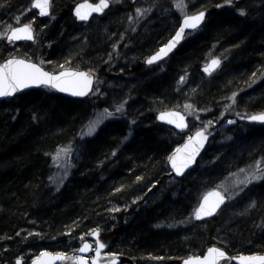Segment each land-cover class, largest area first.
I'll use <instances>...</instances> for the list:
<instances>
[{"label":"trees","instance_id":"obj_1","mask_svg":"<svg viewBox=\"0 0 264 264\" xmlns=\"http://www.w3.org/2000/svg\"><path fill=\"white\" fill-rule=\"evenodd\" d=\"M30 1L0 0V32L16 25L17 18L22 22L24 13L34 15L35 22L34 41L14 44L16 52L4 51L9 42L0 39V63L15 56L51 73L67 66L92 69L95 87L84 100L43 87L0 101V264H12L18 257L28 264L42 251L75 252L81 237L87 239L97 228L99 238L120 254L123 264H180L215 245L230 256L264 254V181L246 193L243 205L255 201L254 208L241 207L227 220V199L213 219L194 222L197 168L168 184L172 175L167 158L183 140L155 119L158 112L177 109L193 123L185 109L191 104L196 110L212 109L205 117L221 126L231 119L219 116L221 104L233 93L247 98L238 103L240 113L264 111V78L251 85L256 78L248 76L264 70V0L226 8L217 7L224 0H186L194 3L193 13L210 11L204 26L185 36L168 59L152 66L144 60L171 38L180 21L179 15L166 13L174 8V0H152L154 9L138 19L137 2L110 0L106 15L84 25L71 16L72 6L83 0H63L58 7L52 0L54 6L45 19L37 18ZM253 3L261 5L255 8ZM239 8L246 15H240ZM124 56L130 65L117 69ZM213 57L221 59L222 69L204 77L200 67ZM100 79L105 86L99 87ZM122 101H126L124 112L116 113L115 105ZM105 108L113 118L81 141L79 158L55 193L47 184L51 155L78 142L88 114ZM234 129L227 128L231 137ZM243 156L241 162L249 159ZM137 176L143 179L137 181Z\"/></svg>","mask_w":264,"mask_h":264},{"label":"snow or ice","instance_id":"obj_2","mask_svg":"<svg viewBox=\"0 0 264 264\" xmlns=\"http://www.w3.org/2000/svg\"><path fill=\"white\" fill-rule=\"evenodd\" d=\"M117 2H119V0H117ZM224 5L233 6V0H224ZM224 5L218 4L217 7H223ZM0 7H2V5H0ZM51 7L52 0H32L31 3V8L38 9L40 16H48L50 14ZM85 7L88 8V12L81 11V9ZM109 7L110 0H99L98 4L77 6L75 14L80 20H88L92 12L103 13L104 10ZM174 7L181 12L182 24L176 32L175 37L169 41L168 44L164 45L158 52L147 58L148 64H153L155 61L161 59L162 56H166L168 52L175 47V44L183 37L185 29H197L198 26L205 20L206 12L203 10L197 11L194 14H188V4L186 0H174ZM238 10L240 15H246L243 8H239ZM135 11L138 19L147 14L150 9L136 8ZM132 19L133 17L129 16V20L131 21ZM0 39H6L9 43H15L21 39L30 41L34 40L35 37L32 22L29 21L21 23L20 19L17 18L16 25H8L5 31L0 32ZM113 47L115 48V45H113ZM109 58H111V53L109 54ZM220 63L221 61L219 58H213L209 66L204 68V71L211 74L212 71L220 66ZM61 67H63V65H61ZM92 71V69H89L88 72L68 69L60 72L59 74H52L45 72L42 68L29 60L18 59L13 56L7 59L3 64H0V97H12L17 92L32 86H44L50 89H55L61 93H69L74 97H84L92 90L94 79L91 74ZM253 76H256V73H253ZM183 81L184 77L181 76L180 82L182 83ZM96 91H99V89L97 88ZM236 96L237 94L233 93L232 96L229 97L233 104L237 102ZM125 104L126 101H122L115 105V112L123 113ZM185 108H192V105L186 104ZM104 113L107 114V116L114 115V113L109 111L107 108L104 109ZM33 118L38 119L35 115ZM198 118L199 117H197V119ZM158 119L166 121L169 124H174L178 129H184L187 127L185 117L180 112L161 111ZM241 119L264 124V111L241 116ZM101 122L102 120L100 115H97L94 120L89 121L88 134H92ZM134 122L135 121H133V123ZM207 123L211 125L212 121H208ZM228 123L233 124L235 121L229 120ZM206 133V128L197 130L195 136H188V142L183 145L182 148L176 149V154L169 156L168 159L177 175L183 174L184 169L195 162L196 156L199 154L200 149L203 147L204 142L208 138ZM125 139H127V137H125ZM68 152L69 149L67 148L58 149L53 157L54 162L59 160L62 155L66 158ZM115 154V151H113V155ZM245 171L246 170L243 168L239 169V172L241 173H244ZM66 176L67 172H65V177ZM142 179L143 177L141 176L136 177L137 181H141ZM258 181H264V160H257L255 161L254 166H249L244 179L237 181V186L239 184H243L246 188L253 182ZM115 191L119 192L121 189L117 188ZM240 191H243V189L241 188ZM236 194L238 195V193ZM210 195L215 197V199L209 202V197H204L203 202L197 209H195L194 215L196 219H201L205 216H212L217 209L225 203L226 199L230 198L221 191H214ZM255 206V201H251L248 205L249 208H254ZM111 211H118V209L113 208ZM17 235H20V233H17ZM28 235L33 236L41 234L29 232ZM91 235L95 238V246H93V243L84 241L83 237H81V246L75 250L78 254L68 256L64 252L50 253L48 251H42L40 253V257L34 260L33 264H54V261L56 260L71 262V264H120L119 253L104 251L107 245L99 238L100 229L97 228L92 230ZM25 239H27V237H25ZM90 252H94V255H85ZM229 260L238 261V264H264V255H241L237 257H230L224 249L213 246L208 249L206 255L190 256L183 260V264H221L222 261L227 264V261ZM16 264H23V258L18 257Z\"/></svg>","mask_w":264,"mask_h":264},{"label":"rangeland","instance_id":"obj_3","mask_svg":"<svg viewBox=\"0 0 264 264\" xmlns=\"http://www.w3.org/2000/svg\"><path fill=\"white\" fill-rule=\"evenodd\" d=\"M62 1L63 0H57L55 2V7H58L62 3ZM153 2L154 1L152 0H138L136 4L138 5L137 8L149 9L151 8L152 6L151 3ZM187 4H188V8H187L188 14H194L195 12L193 13V10H192L194 3H191L188 1ZM253 5L255 8H258V6L261 4L258 5L257 3H253ZM53 6L54 4H52L51 8H53ZM173 7H174V3H173ZM151 9H154V7ZM166 11H167L166 12L167 14L174 13L175 15H179V17L182 18L181 12L176 7L171 8L170 13H168L169 12L168 10ZM166 13L165 15H167ZM33 16L34 15L32 14L24 13L21 15V18H23V21H22L23 23L31 21L33 29H34L35 22H33L32 20ZM111 19H113V17ZM128 24H129L128 27L131 26L130 23ZM119 29L120 31H123L122 27H120ZM194 34L188 33L187 35L192 36ZM4 45H5L3 48L4 51L5 50L7 51L8 49L9 51H11L12 49L13 52H16L19 50L12 43L4 44ZM124 57L122 60H119L120 63L117 69L122 68L123 65L124 67L125 66L128 67L130 65L128 64V61L130 60L127 61V57L126 56ZM131 60L133 61L137 60L136 56H134V58ZM205 63L206 61L203 63V65H205ZM222 63L223 62H221V64ZM125 64H128V65H125ZM221 64L219 66V70L216 73V75H218L220 70L222 69ZM65 68L74 69L71 66H67ZM255 72L256 71L248 75L250 78L252 77L256 78V80L252 81L251 85L255 83H261L264 78V70L261 71L260 74L257 71L256 73H258V75L253 76V73ZM212 78H209V79L211 80ZM105 82L106 81L104 79H100L98 81L99 87L105 86L106 84ZM231 96L232 94L224 99V102L221 104L222 110L219 111L220 112L219 116L229 115L231 116L230 120L235 121V123L229 124L228 123L229 120H228L224 124H221V126H216V123H214L212 120L207 119L205 117L209 111H210L209 113L212 112L211 111L212 109H209L208 111L207 110L206 111L196 110V108L192 105V108H185V109L187 110L186 113L188 115L190 114L191 117L194 119L193 123L192 121H190V124L193 126L190 127L186 133H179L182 136L181 139L185 141L188 139V136H190L197 130L203 129V128L207 129L206 134L209 136V142L207 146L209 147L212 146V148L209 151V153L205 155L203 159L202 158L200 159L199 164L196 166L197 171L195 175H196V178L198 179L197 182L199 183V187H198L199 193H197L192 199V204L197 200L199 202V199L202 197L200 194L206 191H209V190H213V188L219 189L226 196L230 197L228 199L229 205L228 207H226L227 214L225 215V219L227 220L229 218H233L236 215H238L237 213L239 212V209L241 207H243L244 210L248 208V205L251 202V200L246 205H243L248 200L247 199L248 195L246 193L252 190L253 189L252 187L256 186V184L260 182V181L253 182L252 184L248 185V187L245 188L243 184H239L237 186V181L244 179V176L246 175V172L248 171L249 166H254L255 161L264 160V126L262 128L261 127L248 128L249 126L245 125L244 122L240 120L238 122L237 117L241 118V116L251 114L248 112L240 113L239 111H237V106H238L239 101H245L247 100V98L244 96L240 98L239 95L237 94L236 96L237 102L233 104L232 100L229 99V97ZM97 115L101 116L102 122L98 124V126L96 127V130L92 134H88L89 121L94 120L97 117ZM197 117L199 118L197 119ZM110 118H113V116H107V114L104 113V109L92 110V112L88 114L87 120L81 129L82 131L79 134L78 142L73 143V144L72 143L67 144L66 146L57 148V150L64 149V148L69 149L67 157L65 158L62 155L59 160L54 162L53 157L55 156L57 150L53 152V154L50 157L51 169L49 171V178H48L47 184L48 186L51 187V189L55 193L59 192L62 185L68 180L70 176L69 173L71 171V167L73 166L74 162L79 158V154H80L79 150L81 147V141L93 136L98 131V128L103 123L110 120ZM208 121H212V124L209 125L207 123ZM232 126H234L235 128L234 130H232L235 135L231 137L232 134L230 133V130H227V128L232 127ZM250 133L254 135L259 134V136L257 137V136L251 135ZM249 135L254 136V138L251 136L246 138V136H249ZM254 139H259L261 140V142L260 143L257 142L256 144H253L252 141H254ZM243 155H246V157L249 156V159H246L244 162H241L242 158L244 157ZM241 168L245 169L246 171L244 173L239 172V169ZM65 172H67L66 177H65ZM232 174H235V175H232ZM168 181H169L168 184H170L171 186L177 183V180H174L173 178H170ZM241 188L243 189V191H240ZM236 193H238V195ZM194 209L192 210V219L194 215V212H193ZM83 240L85 241L87 239L83 238ZM81 243H80V246H81ZM105 244L108 245L107 243Z\"/></svg>","mask_w":264,"mask_h":264},{"label":"water","instance_id":"obj_4","mask_svg":"<svg viewBox=\"0 0 264 264\" xmlns=\"http://www.w3.org/2000/svg\"><path fill=\"white\" fill-rule=\"evenodd\" d=\"M137 1H138V0H131L132 3H135V2H137ZM235 1H236V2H244L245 0H235ZM31 3H32V1H31ZM31 3H30V7H31ZM98 3H99V0L94 1V2L89 1V0H83V1H80V2H78V3H76V4H74V5L72 6V11H71V16H72V18H73L77 23H79V24H84V23H88V22H90V21H91L93 18H95V17H101V16H103V15L106 14V12L110 9V7L107 8V9H105L103 13L92 12L91 15L89 16L88 20H80V19L76 16V14H75V12H76V8H77V6H79V5L98 4ZM223 5H224V4H223ZM226 7H230V6H228V5H224V6H223V8H226ZM32 10L36 12L38 19H40V18H41V19H45V18H48L49 15H50V14H49L48 16H40V15H39V10H38V9H34V8H32ZM81 11H82V12H88L89 10H88L87 7H85V8H83V9H81ZM203 11L206 12V16H205V19H206L207 15L209 14L210 11L207 10V9H205V10H203ZM50 12H51V10H50ZM204 22H205V20H204V21L198 26V28H201V27L203 26V23H204ZM181 24H182V18L180 19L179 24H178V27H177V29L174 31V33H173V35L171 36V38H170L169 40H167L164 44H162L161 47H163L164 45L168 44L169 41H171V40L175 37L176 32L179 30V27H180ZM198 28H197V29H198ZM194 30H196V29H185V33H184L183 37H182V38H181V39L175 44V47H173V48L171 49V51H169L168 54H167L166 56H162L161 59H159L158 61H155L153 64L158 63V62H162L164 59H166V58H168L169 56H171V55L173 54V52L176 51V50L178 49L179 45L184 41V38H185L184 36H185L186 34H188V33H192ZM34 37H35V33H34ZM33 41H34V40L30 41V40L21 39V40L16 41L14 44H19V43H23V42L30 44V43H32ZM6 42H8V41L6 40ZM161 47H159L158 50L155 51V52H153L151 55H154L156 52H158V51L160 50ZM151 55H150V56H151ZM150 56H148V57H150ZM148 57H147V58H148ZM9 58H11V57H8V59H9ZM16 58H18V57H16ZM147 58L144 60V61H145V62H144L145 65H147V66H152V64H148V63H147ZM214 58H217V57H214ZM18 59H25V58H23V57H19ZM212 59H213V58H212ZM212 59L207 60V62L205 63V65H203V66L200 67V72H201V74H202L204 77L211 76L212 74H214V73H215L216 71H218V69H219V67L216 68L214 71L211 72V74L206 73V72L204 71V68H205L206 66H209V64H210V62H211ZM6 60H7V59H6ZM6 60H4L3 62H1L0 64H3ZM30 62H32V63L38 65L37 63H35V62H33V61H30ZM220 64H221V63H220ZM38 66H39L40 68H42L45 72L51 73V72H49L48 70H46L43 66H42V67H41L40 65H38ZM68 69H70V68H64V69H62V70H60V71L53 72L52 74H59L60 72L65 71V70H68ZM71 70L88 72V70H86V71H85V70H79V69H71ZM91 74H92V73H91ZM92 76L94 77V79H93V84H92V90L89 91L88 94H87L86 96H84V97H74V96L70 95L69 93H61V92H59V91H57V90H55V89H51V90H52L53 92L55 91L56 93H58L59 95H61V96H63V97H67V98H70V99H73V100H76V99H78V100H84V99H87V97H89V96L91 95V93L94 91V87H95V85H94V83H95V75L92 74ZM43 87H44V86H39V87H37V86H32V87H29V88H27V89H24V90H22V91H20V92H17V93H16L14 96H12V97H0V101H9L11 98H13V97H15V96H19V95H21V94H23V93H25V92H29V91H32V90L41 89V88H43ZM46 88H47V87H46ZM165 111H176V112H180V111L177 110V109H176V110H174V109H170V110H165ZM159 113H160V112H158V113L155 114V115H156V116H155L156 121H157L159 124H161V125H163V126H165V127H166V126L169 127V128L172 129L176 134H177V133H186V132L188 131V129L190 128V125H189V119H188V117H187L185 114H183L182 112H180V113L185 117V123L187 124V127L184 128V129H178V128L175 127L174 124H169V123H167L166 121H162V120L158 119ZM253 114H254V113H253ZM243 121H244V122H247V123H249V124L258 123V122H250V121H248V120H246V119H243ZM259 124H260V123H259ZM196 132H197V131H196ZM196 132H194L193 134H191V136H195ZM207 136H208V135H207ZM187 142H188V139L185 140L184 142H182L180 145H178V148H182V146L185 145ZM208 142H209V136H208L207 140L204 142L203 147L200 149L199 154L196 156V158H195V162L192 163V164H190L186 169H184V172H183V174H181V175H177V174H176L175 170L172 168L171 163H170V161H169V159H168L169 157L167 158L168 160H167V165H166V167H167V170L170 171V173H171V175H172V178H173L174 180L179 181L180 178L186 176V175L189 174L192 170L195 169L197 163L200 161V158H201L202 154H203V153L206 151V149L208 148V146H207V145H208ZM176 149H177V148H176ZM174 154H176V150H175L170 156H172V155H174ZM214 191H220V190L213 188V190H209L208 192L204 193V194L202 195V197L199 199V202H198L197 206L195 207V209H197V208L200 206V204L203 202V199H204L205 196H208V197H209V202L213 201V200L215 199V197L211 196L210 194L213 193ZM226 202H227V200L225 201L224 204H222V205L220 206L219 209H217V211H216L212 216H205V217H202L201 219H196V218H195V215H194V220H195V222H197V223H203V221H208V220L213 219L214 216H216V215L220 212V210L224 207V205L226 204ZM193 212L195 213V211H193ZM85 241L90 242V243H93V246H95V244H94L95 238L92 237L91 234L88 235L87 240H85ZM79 247H80V246H79ZM79 247H78V248H79ZM212 247H213V246H212ZM215 247H218V246H215ZM209 248H210V247H209ZM209 248H207V249L204 251V253H203L202 255H200V256H204V255H206V254H207V251H208ZM218 248H220V247H218ZM104 251H105V252H108L107 247L105 248ZM40 253H41V252H40ZM50 253H54V252H50ZM74 254H78V253L74 252V253H69V254H67V255H68V256H72V255H74ZM85 255H88V256H90V255H94V252H90V253H87V254H85ZM241 255H243V256H249V255H264V254H249V255H247V254H238V256H241ZM194 256H198V255H194ZM229 256H230V255H229ZM39 257H40V254H39L37 257L31 259V260L29 261V264H33V261L36 260V259L39 258ZM230 257H237V256H230ZM187 258H188V257H187ZM184 259H186V258H184ZM184 259H183V260H184ZM183 260L180 262V264H183ZM119 261H120V264H123V260H122V258H121L120 255H119ZM13 264H16V260L14 261ZM54 264H71V262H64V261L56 260V261H54ZM221 264H225V262L222 261ZM227 264H238V261L229 260V261H227Z\"/></svg>","mask_w":264,"mask_h":264},{"label":"flooded vegetation","instance_id":"obj_5","mask_svg":"<svg viewBox=\"0 0 264 264\" xmlns=\"http://www.w3.org/2000/svg\"><path fill=\"white\" fill-rule=\"evenodd\" d=\"M79 2H80V1H79ZM77 3H78V2H77ZM131 3H132V2H131ZM237 3H239V2H236V1L234 0L233 4H237ZM75 4H76V3H75ZM230 7H231V6H230ZM107 12H108V11H107ZM107 12H106V13H107ZM104 15H106V14H104ZM104 15H103V16H104ZM94 19H95V18H93L92 20H94ZM92 20H91V21H92ZM205 20H206V19H205ZM91 21H90V22H91ZM90 22H88V23H90ZM88 23H84V24H88ZM78 24H79V23H78ZM84 24H80V25H84ZM203 24H204V23H203ZM203 26H204V25H203ZM203 26H202V27H203ZM202 27H201V28H202ZM201 28H198V29L194 30L192 33L194 34L195 31H198V30L201 29ZM169 57H170V56H169ZM169 57H168V58H169ZM168 58H166V59H168ZM213 58H214V57H213ZM210 59H212V58H210ZM219 59H220V58H219ZM208 60H209V59H208ZM162 62H163V61H162ZM206 62H207V61H206ZM158 63H160V62H158ZM155 64H157V63H155ZM153 65H154V64H153ZM218 70H219V69H218ZM217 72H218V71H216L214 74H216ZM214 74H212V75H214ZM237 118H238V122H239V120L242 121V122H244L243 119H241V118H239V117H237ZM244 124L247 125V126H249L248 128H250V127H253V128H254V127H261V128H262V127L264 126L263 124H259V123L249 124V123H247V122H244ZM23 264H24V263H23Z\"/></svg>","mask_w":264,"mask_h":264},{"label":"bare ground","instance_id":"obj_6","mask_svg":"<svg viewBox=\"0 0 264 264\" xmlns=\"http://www.w3.org/2000/svg\"><path fill=\"white\" fill-rule=\"evenodd\" d=\"M2 62H3V61H2ZM194 211H195V209H194ZM193 219H194V215H193ZM194 222H195V220H194ZM215 246H217V245H215ZM210 247H212V246H210ZM207 248H209V247H207ZM207 248H206V249H207ZM206 249H205V250H206ZM107 250L110 251V250L108 249V246H107Z\"/></svg>","mask_w":264,"mask_h":264}]
</instances>
